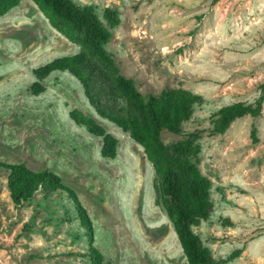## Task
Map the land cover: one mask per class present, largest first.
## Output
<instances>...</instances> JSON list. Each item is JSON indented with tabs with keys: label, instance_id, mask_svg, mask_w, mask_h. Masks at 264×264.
I'll return each mask as SVG.
<instances>
[{
	"label": "rangeland",
	"instance_id": "374dc122",
	"mask_svg": "<svg viewBox=\"0 0 264 264\" xmlns=\"http://www.w3.org/2000/svg\"><path fill=\"white\" fill-rule=\"evenodd\" d=\"M92 6L108 28L105 48L144 96L183 88L201 96L178 135L198 132V168L212 183L208 221L194 232L216 264H264V103L257 118L211 134L222 106L253 103L264 83V0H71ZM216 1V2H215ZM105 9L115 11L110 28ZM32 0L0 17V162L50 170L77 193L93 224L94 245L109 264H187L172 224L155 203L154 173L127 132L96 116L76 79L34 72L78 53ZM39 83L40 94L32 85ZM93 117L117 141L115 158L100 155L102 140L70 120ZM255 129L258 142L251 140ZM0 170V264H88L84 230L71 206L37 199L15 207Z\"/></svg>",
	"mask_w": 264,
	"mask_h": 264
},
{
	"label": "trees",
	"instance_id": "16d2710c",
	"mask_svg": "<svg viewBox=\"0 0 264 264\" xmlns=\"http://www.w3.org/2000/svg\"><path fill=\"white\" fill-rule=\"evenodd\" d=\"M32 1L50 26L79 49L74 55L56 58L37 69L34 72L37 80L42 81L53 72H67L78 81L96 116L127 132L142 148L154 173L155 203L171 222L186 263L216 264L211 250L193 230L209 220L213 209L212 183L198 168L200 134L188 133L170 143L162 139L164 132L181 133L182 125L191 120L194 108L202 103L201 96L183 88H165L158 94L144 97L134 81L121 73L106 50L110 32L92 6H78L71 0ZM18 3L19 0H0V17ZM103 19L110 28L119 22L111 9L104 10ZM31 91L40 94L39 83L32 85ZM259 91V97L253 103L236 102L220 107L211 120V134L223 135L234 121L245 116L259 117L264 103V83L259 86ZM69 117L90 135L101 138L103 159L115 158L116 139L93 117L78 111L71 112ZM250 135L256 144L255 129ZM0 170L7 173L6 188L15 207L29 204L38 196L43 205L61 204L69 220L68 207L71 206L87 242L86 252L78 256L88 264H109L94 245L93 224L87 209L75 190L64 184L57 174L50 170L34 171L25 163L0 162ZM238 253H232L221 263L235 259Z\"/></svg>",
	"mask_w": 264,
	"mask_h": 264
}]
</instances>
